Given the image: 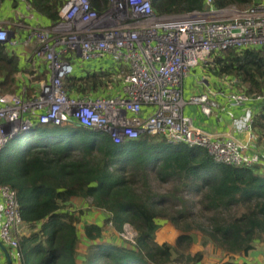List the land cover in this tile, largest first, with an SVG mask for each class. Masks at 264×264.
Wrapping results in <instances>:
<instances>
[{
  "label": "trees",
  "instance_id": "trees-1",
  "mask_svg": "<svg viewBox=\"0 0 264 264\" xmlns=\"http://www.w3.org/2000/svg\"><path fill=\"white\" fill-rule=\"evenodd\" d=\"M6 1L0 0V5ZM66 1L28 3L48 24H54ZM90 2L99 13L109 5V0ZM152 3L160 15L204 9L202 0ZM251 4L252 0H216L220 9L244 10ZM211 58L210 74L230 78L236 91L264 98V47L234 48ZM20 64V55L0 44V94L15 92L22 71L30 75L31 84L47 76L45 71L23 70ZM109 65L98 71L94 65L85 69L79 64L64 81V89L83 97L113 96L109 90L120 85L114 79L119 66ZM115 89L120 91L119 86ZM28 91V97L34 96L32 88ZM248 105L253 109L251 129L263 142L264 99ZM247 109L237 118L244 117ZM260 160L237 167L216 162L200 146L170 144L162 136L145 135L115 144L108 134L77 125H37L0 152V185L18 195L28 230L20 237L23 264H77L78 226L91 210L105 215L102 225L84 226L89 245L83 264H203L204 252H192L197 243L228 255H247L264 243V166ZM152 181L175 185L174 193L155 192ZM75 199L89 205L81 206L85 210L70 205ZM127 224L137 233L135 244L120 236ZM162 227L176 232L171 242L159 241ZM195 233L201 234L198 239Z\"/></svg>",
  "mask_w": 264,
  "mask_h": 264
},
{
  "label": "built area",
  "instance_id": "built-area-1",
  "mask_svg": "<svg viewBox=\"0 0 264 264\" xmlns=\"http://www.w3.org/2000/svg\"><path fill=\"white\" fill-rule=\"evenodd\" d=\"M152 1L109 0L108 8L99 13L90 0H67L54 24L10 27L0 22V44L12 52L31 48L32 61L44 63L50 72L49 81L32 97L0 95V152L37 125H77L108 134L115 144L145 135L162 136L170 144L200 146L218 163L252 166L255 157L249 154V146L258 138L251 129L250 110L234 120L237 131L250 133L248 141L213 136L195 126L184 110L198 105L211 113L220 106L219 95L234 108L264 98L244 91L187 98L184 82L214 53L264 47V0H252L244 10L220 9L216 0H202L204 9L179 15L158 14ZM108 61L119 66L114 76L120 82L118 93L83 97L64 89V81L79 64L91 63L99 71L110 68L104 65ZM0 199V240L23 264L20 237L24 222L17 192L0 185ZM120 236L135 244L137 233L127 224Z\"/></svg>",
  "mask_w": 264,
  "mask_h": 264
},
{
  "label": "crops",
  "instance_id": "crops-1",
  "mask_svg": "<svg viewBox=\"0 0 264 264\" xmlns=\"http://www.w3.org/2000/svg\"><path fill=\"white\" fill-rule=\"evenodd\" d=\"M0 22L10 24L11 26L16 25H37V24H46L49 25L43 16L38 15L33 11V9H29L28 0H9L0 5ZM24 23V24H23ZM20 27V26H19ZM25 33L22 34V37ZM10 50V49H9ZM11 51V50H10ZM12 52V51H11ZM19 54L21 57L20 67L24 70L30 69L37 72V74H42L44 71L46 72L48 79L50 78V72L47 69L46 65L40 61H32L31 58V48L27 49H19L14 51ZM106 62V66H110ZM102 63V62H101ZM101 63H96L95 66H100ZM42 66L41 71L39 67ZM91 69L94 68L92 65L89 66ZM18 88L14 93L16 94H28V88L33 89L34 95L38 94L41 89V85L44 83L43 80L38 83L35 87L31 86L30 75L25 72H21L18 75ZM34 89H37L36 92ZM236 88L234 85V81L230 78H221L217 77L213 74L207 73L204 71L203 67H200L192 72V74L185 80L184 82V94L187 98L193 95H201L204 93H209L210 95H214L218 92H235ZM9 94V93H4ZM1 95V94H0ZM27 96V95H26ZM212 98L214 96H211ZM220 106L218 109L213 110L211 113L203 110L202 107L198 105H188L184 110V114L190 117L195 126L203 129L207 133L213 136H225L230 135L239 139L241 141H248L250 138V133L247 132H239L234 126V120L237 117L242 116L246 109L251 110V105H246L242 108H234L230 107L225 98L222 96H218L216 98ZM253 111V109L251 110ZM88 130V129H87ZM38 137H36L37 139ZM250 155H254L255 159L261 158L262 160L259 163L264 166V141L260 142H252L249 146ZM70 205H78L79 208L86 209L81 207L83 205H89L87 201H82L80 199H75L71 201ZM86 207V206H85ZM72 209V207H71ZM101 211V210H100ZM102 212V211H101ZM94 213V216H93ZM104 215L103 213H97V210H91L90 212H86L83 216V220L81 224L78 226L79 228V237H80V246L79 253L77 256V264H83L84 256L86 253L87 246L89 245V241L86 239L84 234V226L87 224H97L102 225ZM3 220L2 213V202L0 199V227ZM24 228V233L27 234L28 230ZM107 237H104V240ZM199 243L194 245L192 248L193 253H197L200 251L204 252V261L203 264H264V243L257 244L256 248L251 251L249 254H236V255H228L221 251L215 250L213 247L202 248ZM9 259L12 260L11 264H22L19 260L14 258L10 250L7 246H5L0 240V264H10Z\"/></svg>",
  "mask_w": 264,
  "mask_h": 264
},
{
  "label": "rangeland",
  "instance_id": "rangeland-1",
  "mask_svg": "<svg viewBox=\"0 0 264 264\" xmlns=\"http://www.w3.org/2000/svg\"><path fill=\"white\" fill-rule=\"evenodd\" d=\"M24 24V23H23ZM21 33H23V30L21 31ZM34 48H35V46H33V50H34ZM32 50V51H33ZM214 58V57H213ZM213 58H211L209 61H208V63L207 64H204V65H202L201 67H203L204 68V71H206L207 73L209 72V70H208V67L210 66V64L209 63H212L213 62ZM81 63V62H80ZM81 65L86 69V68H88V66H90L91 65V63H81ZM40 68H42V66H40L39 67V69ZM40 71H41V69H40ZM116 81H119V79H115ZM49 81V79H48V77H47V79L45 78V79H43V82L44 83H46V82H48ZM38 83H32L31 84V86L32 87H35L36 85H37ZM119 83H117L116 84V87L114 86L111 90H109V91H111L112 92V94H116V91H117V89H115V88H117V86H119L118 85ZM35 90V92H36V90L37 89H34ZM34 94V93H33ZM28 95V94H27ZM89 95V94H88ZM87 95V96H88ZM30 142H32V141H30ZM259 143H260V141H259ZM14 148H16L17 146H16V143H14ZM152 188H153V190L155 191V192H157V193H160V194H163V195H170V194H172V193H174V188H175V185H173V184H165V185H159V183H157V182H155V181H152ZM97 213H103V215H105V212H101L100 210H97ZM93 216H94V213H93ZM159 223L160 224H163L164 222L163 221H159ZM23 232H24V230H23ZM195 235H196V239H198V237L201 235L200 233H195ZM113 235H111V236H109V237H107L108 239H110L111 237H112ZM176 236V232H174V231H172L171 229H169L168 227H162L159 231H158V239H159V241H161V242H163V241H165V240H167V241H170L171 242V240L174 238ZM198 241V240H197ZM196 246H200V245H196ZM194 248V247H193ZM86 251H87V249H86Z\"/></svg>",
  "mask_w": 264,
  "mask_h": 264
},
{
  "label": "water",
  "instance_id": "water-1",
  "mask_svg": "<svg viewBox=\"0 0 264 264\" xmlns=\"http://www.w3.org/2000/svg\"><path fill=\"white\" fill-rule=\"evenodd\" d=\"M9 263H10V264L12 263V260H11V259H9Z\"/></svg>",
  "mask_w": 264,
  "mask_h": 264
}]
</instances>
